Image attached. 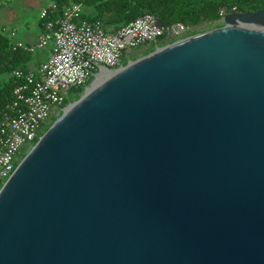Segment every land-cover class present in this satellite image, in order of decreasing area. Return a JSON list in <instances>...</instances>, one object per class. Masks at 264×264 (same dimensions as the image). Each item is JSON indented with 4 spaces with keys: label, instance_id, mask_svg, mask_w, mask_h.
<instances>
[{
    "label": "water",
    "instance_id": "95a60500",
    "mask_svg": "<svg viewBox=\"0 0 264 264\" xmlns=\"http://www.w3.org/2000/svg\"><path fill=\"white\" fill-rule=\"evenodd\" d=\"M224 23L43 135L0 191V264H264V9Z\"/></svg>",
    "mask_w": 264,
    "mask_h": 264
},
{
    "label": "built area",
    "instance_id": "2783aa9c",
    "mask_svg": "<svg viewBox=\"0 0 264 264\" xmlns=\"http://www.w3.org/2000/svg\"><path fill=\"white\" fill-rule=\"evenodd\" d=\"M234 13L236 8L231 12L221 9L220 16L224 20ZM40 21L43 32L35 44L14 45L31 54L51 46V52L37 70L14 72L13 99L0 120V191L16 171L22 148L37 144L42 125L50 116L74 106L66 105L70 92L88 90L123 71V60L130 51L161 37L187 39L194 30L183 23L160 26L152 14H144L109 33L101 21L84 18L80 4L59 8L52 0L41 11Z\"/></svg>",
    "mask_w": 264,
    "mask_h": 264
},
{
    "label": "trees",
    "instance_id": "16d2710c",
    "mask_svg": "<svg viewBox=\"0 0 264 264\" xmlns=\"http://www.w3.org/2000/svg\"><path fill=\"white\" fill-rule=\"evenodd\" d=\"M59 8L71 3L80 4L93 10V15L84 16L88 20H99L103 23L106 32L114 33L130 22L143 16L152 14L158 22L164 25L183 23L194 29L205 22L221 20L220 11L226 9L231 12L255 13L264 8V0H52ZM194 31V30H193ZM193 33V32H192ZM173 37H161L152 44V49L174 41ZM150 50V51H151ZM149 52V51H148ZM35 54L28 53L15 46L0 32V78L7 77V81L0 88V120L6 111L7 105L13 99V90L17 84L14 72L28 71ZM132 57V56H131ZM130 59L124 58L126 65ZM83 88L73 90L68 96L66 105L75 102L84 91ZM74 98V99H73ZM51 117V116H50ZM55 118H52L53 122ZM50 122V123H51ZM48 125L43 124L39 131V138L47 131ZM38 141V140H37Z\"/></svg>",
    "mask_w": 264,
    "mask_h": 264
},
{
    "label": "rangeland",
    "instance_id": "374dc122",
    "mask_svg": "<svg viewBox=\"0 0 264 264\" xmlns=\"http://www.w3.org/2000/svg\"><path fill=\"white\" fill-rule=\"evenodd\" d=\"M40 1L41 0H23L20 1V3L18 4V1H15L14 3H12L11 6H8V3L6 0H0V3L3 4L4 8H5V20L4 21H0V23L4 24L6 23L5 21L7 20H11L12 22H15V21H20L21 19H27L28 21H35V18H36V14L37 12L41 9V4H40ZM50 1V0H49ZM47 3H48V0H47ZM49 5V4H48ZM9 8H8V7ZM1 10V8H0ZM7 19V20H6ZM39 20H40V16H39ZM236 22V21H235ZM11 23V22H10ZM19 23V22H18ZM237 23V22H236ZM225 26V23H224V20L221 19V20H218L216 22H213V23H210V22H205V23H202L200 26L196 27L193 31V33H191V36L188 37L187 39H190L192 37H195V36H199V35H203V34H206L208 32H211V31H214V30H217L219 28H223ZM175 38V37H173ZM187 39H178L176 38V40L174 41H171V42H168L167 44H164V45H158V46H155V48L153 50L152 49V44H146V45H143L137 49H134L130 52H128V54H126L125 57L129 58L130 61H132V64L137 62V61H140L158 51H161L162 49L164 48H168V47H171V46H174L176 44H179ZM151 50V51H150ZM149 51V52H148ZM132 56V57H131ZM128 63L124 66H127ZM7 77H1L0 78V88L3 86V84L7 81ZM86 92L87 90L84 89V91L81 93V96L79 97L78 100L80 99H83L86 97ZM74 99V98H73ZM78 100H76L75 102H70L72 104H76V102H78ZM69 103V104H70ZM66 113V112H65ZM64 112H62L61 114L59 115H52L47 121H46V125H48V129L47 131L65 114ZM52 118H55L53 120V122H51ZM51 122V123H50ZM46 131V132H47ZM45 132V133H46ZM44 133V134H45ZM43 134V135H44ZM43 135L38 139V141L43 137ZM37 141V143H38ZM35 144H29L25 147L22 148L21 150V160H20V163L21 161L26 158V156L31 152L33 146ZM19 163V164H20Z\"/></svg>",
    "mask_w": 264,
    "mask_h": 264
},
{
    "label": "crops",
    "instance_id": "0c3cea01",
    "mask_svg": "<svg viewBox=\"0 0 264 264\" xmlns=\"http://www.w3.org/2000/svg\"><path fill=\"white\" fill-rule=\"evenodd\" d=\"M8 3V6H11L12 3L15 1H18V4L20 1L23 2V0H6ZM41 9L37 12L35 21H28L26 18L21 19L20 21L12 22L11 20L5 21L6 23L2 24L0 23V32H3L5 36L10 40V42L13 45H17L18 43H24V44H35L37 40L39 39L40 35L43 32L42 23L39 20L40 13L43 9H46L50 6L51 0H41ZM49 4V5H48ZM7 6V7H8ZM0 21L5 20V8L2 3H0ZM9 8V7H8ZM83 9V16L93 15V10L89 8H85L82 6ZM11 22V23H10ZM19 22V23H18ZM51 52V46H48L45 49H42L38 51L33 58V61L30 64L29 70L35 71L37 70L40 65L45 62Z\"/></svg>",
    "mask_w": 264,
    "mask_h": 264
},
{
    "label": "bare ground",
    "instance_id": "6f19581e",
    "mask_svg": "<svg viewBox=\"0 0 264 264\" xmlns=\"http://www.w3.org/2000/svg\"><path fill=\"white\" fill-rule=\"evenodd\" d=\"M237 23H236V22ZM230 27H258L256 26L255 24H251V23H244L240 20H238L237 18H235L233 20V23H230L229 24ZM115 75L113 74H110L105 80L101 81V82H98L96 83L92 88L88 89L87 92H86V96L89 95L92 91H94L96 88H98L100 85H102L104 82H106L107 80H109L111 77H113ZM74 106H71V108L67 109L66 110V113L70 112L72 109H73Z\"/></svg>",
    "mask_w": 264,
    "mask_h": 264
},
{
    "label": "flooded vegetation",
    "instance_id": "af4514ba",
    "mask_svg": "<svg viewBox=\"0 0 264 264\" xmlns=\"http://www.w3.org/2000/svg\"><path fill=\"white\" fill-rule=\"evenodd\" d=\"M262 9H264V8H262ZM262 9H260V10H262ZM237 13H240V12H237ZM245 13H252V12H245Z\"/></svg>",
    "mask_w": 264,
    "mask_h": 264
}]
</instances>
